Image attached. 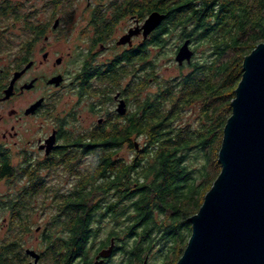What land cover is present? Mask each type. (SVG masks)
Returning a JSON list of instances; mask_svg holds the SVG:
<instances>
[{
    "label": "trees",
    "instance_id": "1",
    "mask_svg": "<svg viewBox=\"0 0 264 264\" xmlns=\"http://www.w3.org/2000/svg\"><path fill=\"white\" fill-rule=\"evenodd\" d=\"M110 3L109 15L100 11L95 15L94 45L106 41L118 21L129 15L142 20L156 10L166 17L137 50H125L98 68L96 85L88 79L84 83L83 93L91 94L93 111L109 104L111 94L120 90L130 102L128 113L110 116L86 130L62 128L71 132L67 131L61 162L74 173L76 189L62 202L67 216L60 218V225L70 233L60 235V242L69 244L66 258L82 255L87 260L103 223L110 220L113 226L106 241L117 238L125 264H142L152 254L153 262L171 257L167 263L176 264L191 235L189 218L221 170L218 151L243 58L264 42V0ZM24 14L19 7H1L0 23ZM172 38L189 39L194 54L190 63L180 66L187 67V73L161 79L154 74L157 64L150 58L151 47L157 56L163 55ZM151 77L154 92L149 90ZM194 110L195 116L189 114L188 119L186 112ZM123 147L133 152L130 160L118 157ZM194 158L202 162L194 165ZM22 177L0 154V181L14 185ZM30 194L18 193L20 209ZM147 264L154 263L147 258Z\"/></svg>",
    "mask_w": 264,
    "mask_h": 264
},
{
    "label": "flooded vegetation",
    "instance_id": "2",
    "mask_svg": "<svg viewBox=\"0 0 264 264\" xmlns=\"http://www.w3.org/2000/svg\"><path fill=\"white\" fill-rule=\"evenodd\" d=\"M59 1L62 0L52 2L53 8L58 7L55 5ZM108 1L104 5L96 4L92 12V48L104 46L106 42L93 44L96 39L95 15L98 11L110 14L106 9L111 6L112 0ZM11 6L19 7L12 0H0V8ZM24 15V18H13L16 21H12L20 22L19 35L7 36V29L0 28V154L6 155L12 167L23 176L15 180L12 185L15 188L11 187L7 196L0 201V264H125L122 245L115 236H111L108 241L105 238L104 243L93 247L88 252L87 260L82 255L66 258L69 244L60 242V235L70 232L59 221L61 217L67 216L66 206L62 202L71 199L76 189L74 173L61 162L60 153L64 151L65 140L71 132L62 128L70 129L73 121H79L78 112L73 108L61 109L62 101L65 94L69 93L70 97L72 93L91 112L105 110L106 115L99 118L97 124L117 114L115 106L120 100L125 101L127 114L130 102L120 90L111 94L110 103L115 110L107 109L103 104L96 106L93 111L91 94L83 93L86 79L96 85V70L107 66L117 55L109 61H99L94 50L86 54L74 50L61 52L52 44V38L60 28L59 19L56 18L52 24H44L42 18ZM128 17L133 27L141 25L146 18L141 20L135 15ZM151 34L145 39L142 33L134 35L131 44L119 45L117 40L116 46L137 50L142 41L151 38ZM135 39H139L137 43ZM123 52L118 55L121 56ZM138 69L139 65L136 77L140 75ZM152 79L149 78V81ZM8 89L9 95L6 97ZM95 99L97 102L99 97ZM69 101L64 104V108L69 105ZM19 192H31L25 196L27 201L22 203L23 209L16 204L19 202L16 199ZM17 209H20V213L15 217ZM112 243L110 255L102 257L100 252Z\"/></svg>",
    "mask_w": 264,
    "mask_h": 264
},
{
    "label": "water",
    "instance_id": "3",
    "mask_svg": "<svg viewBox=\"0 0 264 264\" xmlns=\"http://www.w3.org/2000/svg\"><path fill=\"white\" fill-rule=\"evenodd\" d=\"M165 17L152 11L117 44H131L139 33L147 38ZM193 54L186 39L174 58L181 66L190 63ZM234 94L218 151L221 170L189 218L191 235L176 264H264V42L243 58ZM126 110L120 100L116 111L123 116ZM112 250L113 243L100 255L106 257Z\"/></svg>",
    "mask_w": 264,
    "mask_h": 264
},
{
    "label": "rangeland",
    "instance_id": "4",
    "mask_svg": "<svg viewBox=\"0 0 264 264\" xmlns=\"http://www.w3.org/2000/svg\"><path fill=\"white\" fill-rule=\"evenodd\" d=\"M53 1L54 0H12L13 3L18 4L19 9L22 11V13L28 14L29 17L42 18V20L45 22L44 24H52L54 20H56V18L59 19L60 28L57 30V32H55V36L52 38V44L61 52L74 50L76 52L86 54V52H88L89 50H94V52L97 53V60L109 61L126 49V47L116 46V41L119 40L120 37L125 33H127L130 27H133L132 20L128 16L123 18L118 23V25L110 34L109 38L106 40L104 46L98 45L96 48L91 47L93 40V32L91 26V19L93 16L92 12L95 11L94 8L96 4L104 5L109 2L108 0H62L59 1L61 5L58 2V5H55L58 6L57 8H53ZM100 12L102 13L103 11ZM12 21L16 20H14L13 18H9L7 19V21H4L0 25L1 29H7V32L5 33L7 36L19 35L21 32L19 27L20 22L12 23ZM138 40L139 39H135L134 42L137 43ZM181 43L182 42H180L176 38H172L168 43L166 49L163 50V55L159 56H157V49L154 46L151 47L150 58L157 64L156 72L154 73L155 75H158V77H160L161 79H169L180 75L181 72H188L187 67L182 66V68H180L174 58ZM149 90L154 92L156 90V83L152 82ZM68 95L69 93L65 94L61 104V109L69 110L73 108L76 112H78L79 117V121L75 122L76 126L74 127L72 124V127L70 128H77L79 130L90 129V127L94 123H96L99 118L106 115L105 110L99 113L91 112L89 107L79 102L76 95H73L72 93L70 94V97H68ZM69 99L70 106L67 105L64 108V104L67 103ZM104 105L107 109H111L114 107V105L111 103L109 105ZM115 108H113V110H115ZM186 113L188 115V119L190 116H195V110L191 113L189 111H187ZM138 142H142V140L139 139ZM119 156L123 159L130 160L133 156V152L129 150L128 147H123V149L119 152ZM200 162H202L201 158L193 159L194 165H199ZM11 187L13 189L15 188L11 184L8 185L6 182H0V201L7 193L10 192ZM41 221L43 222L44 219H42ZM42 222H39V224H41ZM112 226L113 224L112 222H110V220H105L102 225L101 231L97 239L95 240L94 248H96V246L99 245L102 240L108 237ZM145 258H148L149 263L151 259V262L154 264H168L167 262H169V258L171 257H168V260L166 261L164 260V258H159V260H157L156 262H153V254L150 255V259L149 256H146Z\"/></svg>",
    "mask_w": 264,
    "mask_h": 264
},
{
    "label": "bare ground",
    "instance_id": "5",
    "mask_svg": "<svg viewBox=\"0 0 264 264\" xmlns=\"http://www.w3.org/2000/svg\"><path fill=\"white\" fill-rule=\"evenodd\" d=\"M191 48V47H190ZM116 113L118 114V112L116 111ZM118 115H120V114H118ZM121 116V115H120ZM136 147H137V145H135Z\"/></svg>",
    "mask_w": 264,
    "mask_h": 264
}]
</instances>
